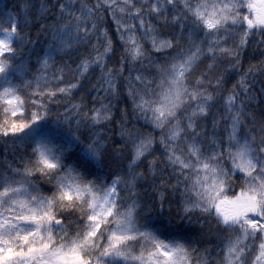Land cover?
<instances>
[{
  "label": "snow or ice",
  "instance_id": "obj_1",
  "mask_svg": "<svg viewBox=\"0 0 264 264\" xmlns=\"http://www.w3.org/2000/svg\"><path fill=\"white\" fill-rule=\"evenodd\" d=\"M0 141V264H264V0L4 3Z\"/></svg>",
  "mask_w": 264,
  "mask_h": 264
},
{
  "label": "trees",
  "instance_id": "obj_2",
  "mask_svg": "<svg viewBox=\"0 0 264 264\" xmlns=\"http://www.w3.org/2000/svg\"><path fill=\"white\" fill-rule=\"evenodd\" d=\"M15 2V0H0V7L3 6L4 3H13ZM42 2V0H36V5L37 7L39 6V4ZM33 32H35V29L32 30ZM45 43H47V41H45ZM254 48V45H253ZM253 48H249V50L244 54L243 56V64L244 67H247L249 63H254L256 60L260 59V54L256 53L253 54ZM41 52L43 50V45L40 46ZM55 59L59 60V56L55 57ZM222 70L227 71L228 73H231L232 70L231 69H227L226 68V64L224 61L220 62V67L216 69V73L219 74ZM241 71H243V69H241ZM239 73H236L235 75H231L230 78L227 81V85H225V87H227L228 85H231V83L236 80L238 78ZM149 131H151V129H148ZM126 150L128 148V146H125ZM9 152V159L11 158V152H12V148L9 147L8 149ZM4 156V144L2 141H0V159H2ZM175 211V209H173V212ZM193 225L195 226V221L193 220Z\"/></svg>",
  "mask_w": 264,
  "mask_h": 264
}]
</instances>
